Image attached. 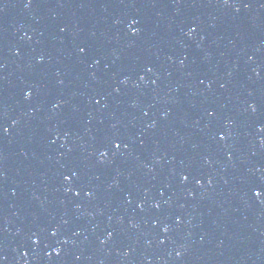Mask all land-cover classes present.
Returning <instances> with one entry per match:
<instances>
[{"label": "water", "instance_id": "1", "mask_svg": "<svg viewBox=\"0 0 264 264\" xmlns=\"http://www.w3.org/2000/svg\"><path fill=\"white\" fill-rule=\"evenodd\" d=\"M26 5L0 0V264H264V0Z\"/></svg>", "mask_w": 264, "mask_h": 264}, {"label": "snow or ice", "instance_id": "2", "mask_svg": "<svg viewBox=\"0 0 264 264\" xmlns=\"http://www.w3.org/2000/svg\"><path fill=\"white\" fill-rule=\"evenodd\" d=\"M31 3H32V0H27V5L26 6H30L31 5ZM138 21H136V20H133L132 21V23H137ZM138 31V30H137ZM84 51V49H81V52H83ZM148 71H152V69L151 68H149L148 69ZM143 77H141V79H142ZM29 95H30V93H29ZM97 103H99V101H97ZM253 111H255V108H253ZM5 131H7V129H5ZM221 138H223V137H221ZM125 147H127V145H124ZM111 147L116 151V152H119V150H120V148H121V142H117L116 140H112L111 141ZM108 155V150H107V148H105L104 150H102L101 152H100V156H101V158H103V157H105V156H107ZM72 175L73 176H76L77 175V173L76 172H73L72 173ZM65 179L66 180H68V179H70V177H68V176H65ZM188 179V177L187 176H183V180H187ZM254 192H255V196L257 197V198H260L261 196H264V191H261V190H254ZM77 195H79V193L77 192L76 193ZM157 207H159V205H157ZM165 231H167V228H165ZM53 235H55V233H53ZM57 254H58V252H57Z\"/></svg>", "mask_w": 264, "mask_h": 264}]
</instances>
